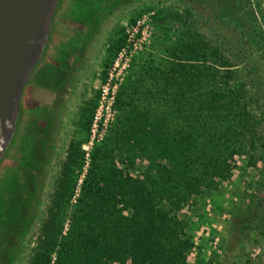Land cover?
Wrapping results in <instances>:
<instances>
[{"label":"rangeland","instance_id":"374dc122","mask_svg":"<svg viewBox=\"0 0 264 264\" xmlns=\"http://www.w3.org/2000/svg\"><path fill=\"white\" fill-rule=\"evenodd\" d=\"M249 1L256 23L239 0H119L113 8H96L97 22L84 25L70 24L59 3L52 26L56 14L65 21L55 24L58 36L48 35L55 48L45 47L34 67L20 100L18 131L0 161V264L31 262L70 143L82 165L71 176L73 205L92 153L116 126L118 100L131 98L146 70L161 61L183 62L181 51H264L258 42L264 0ZM258 65L264 72L263 59ZM116 165L133 177L145 167L141 160ZM256 180L242 157L229 182L203 190L179 212L192 243L187 264H264V214L252 196ZM258 197L264 205V196Z\"/></svg>","mask_w":264,"mask_h":264},{"label":"trees","instance_id":"16d2710c","mask_svg":"<svg viewBox=\"0 0 264 264\" xmlns=\"http://www.w3.org/2000/svg\"><path fill=\"white\" fill-rule=\"evenodd\" d=\"M239 2L256 23L250 1ZM181 52L183 62L154 65L118 100L116 126L92 153L73 205L71 176L82 165L70 143L29 264H187L192 243L179 212L229 182L242 157L264 214V51ZM139 160L138 177L116 165ZM34 190L35 178L24 210Z\"/></svg>","mask_w":264,"mask_h":264},{"label":"water","instance_id":"95a60500","mask_svg":"<svg viewBox=\"0 0 264 264\" xmlns=\"http://www.w3.org/2000/svg\"><path fill=\"white\" fill-rule=\"evenodd\" d=\"M60 0H0V161L15 134L23 90L48 44Z\"/></svg>","mask_w":264,"mask_h":264},{"label":"flooded vegetation","instance_id":"af4514ba","mask_svg":"<svg viewBox=\"0 0 264 264\" xmlns=\"http://www.w3.org/2000/svg\"><path fill=\"white\" fill-rule=\"evenodd\" d=\"M62 1L64 3V6L66 7L64 12L62 13L64 15H69V17H65L71 24L73 21L74 23L79 24H94L97 22V18L99 14L96 12V8L99 9L101 7L104 8H113V6L119 1V0H60L59 3ZM58 7V6H57ZM98 11V10H97ZM102 12V11H101ZM71 13V16H70ZM76 13V15H74ZM62 15L59 14V16L55 17L54 25L52 26V30H50V34L52 33L55 36H58L60 33L57 32V29L55 28V24L58 22L64 23L65 18L61 17ZM92 25H88V28L84 27L85 34L89 33V30L91 31ZM67 38L69 35H66ZM70 38V37H69ZM68 38V39H69ZM46 47H54L52 41H49ZM48 48V49H49ZM18 131V129L16 130Z\"/></svg>","mask_w":264,"mask_h":264}]
</instances>
